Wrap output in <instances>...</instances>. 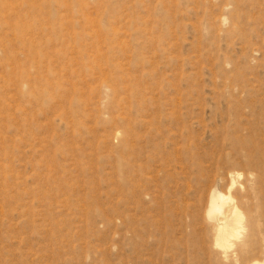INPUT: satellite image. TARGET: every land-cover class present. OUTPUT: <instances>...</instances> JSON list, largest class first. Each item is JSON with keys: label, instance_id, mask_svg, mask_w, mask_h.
<instances>
[{"label": "rangeland", "instance_id": "rangeland-1", "mask_svg": "<svg viewBox=\"0 0 264 264\" xmlns=\"http://www.w3.org/2000/svg\"><path fill=\"white\" fill-rule=\"evenodd\" d=\"M254 261L264 0H0V264Z\"/></svg>", "mask_w": 264, "mask_h": 264}, {"label": "bare ground", "instance_id": "bare-ground-1", "mask_svg": "<svg viewBox=\"0 0 264 264\" xmlns=\"http://www.w3.org/2000/svg\"><path fill=\"white\" fill-rule=\"evenodd\" d=\"M231 202V197L212 191L209 195V208L207 215L220 214L214 218V244L224 252L233 248L235 245L242 251L248 240H243L245 233L244 216L235 205H228L227 210L222 213L224 205ZM255 227L251 226V236L255 233ZM250 264H263L258 261Z\"/></svg>", "mask_w": 264, "mask_h": 264}]
</instances>
